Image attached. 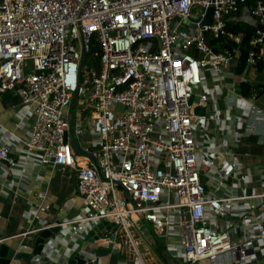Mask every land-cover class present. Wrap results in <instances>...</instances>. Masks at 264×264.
<instances>
[{"label": "built area", "instance_id": "2783aa9c", "mask_svg": "<svg viewBox=\"0 0 264 264\" xmlns=\"http://www.w3.org/2000/svg\"><path fill=\"white\" fill-rule=\"evenodd\" d=\"M247 2L0 0V94L16 90L23 108L14 129L0 134V163L17 170L12 175L20 181L30 163L70 168L82 198L78 216L48 223L40 217L49 210L46 194H37L40 201L29 213L38 226L14 237L58 232L30 264H68L60 250L87 239L104 222L116 229L104 226L91 243L126 251L130 262L125 264H148L138 240L146 224L178 264H217L225 258H230L227 264H254L255 244L263 250L258 264H264V226L254 222L264 209V203L261 209L255 203L264 200V192L218 197L225 179L245 184L249 175L236 158H227L231 152H208L211 124L234 141L242 134L262 140L258 125L264 126V112L255 104V92L247 99H227V107L235 110L238 101H247L242 128L231 127L220 111L206 113V78L220 88L223 73L237 67L242 38L226 28ZM248 9L257 24L249 43L259 48L258 55H248L252 67L264 61V0H254ZM209 10L211 24L202 25ZM222 41L237 47L223 50ZM30 116L29 135L21 140L16 131ZM85 131L88 140L81 145ZM72 138L81 154L73 152ZM15 145L18 162L11 155ZM204 165L222 172L215 194H208L202 181ZM236 201L248 208L232 209ZM222 217L239 219L240 226L234 231L214 227ZM33 242L21 245L33 247ZM79 257L99 264L94 252Z\"/></svg>", "mask_w": 264, "mask_h": 264}, {"label": "crops", "instance_id": "0c3cea01", "mask_svg": "<svg viewBox=\"0 0 264 264\" xmlns=\"http://www.w3.org/2000/svg\"><path fill=\"white\" fill-rule=\"evenodd\" d=\"M249 6H243L240 12L236 14L230 21L232 24H246L256 29V21L251 17ZM232 34V33H231ZM222 42L221 48L227 50L228 48ZM232 47L233 45L229 43ZM211 76L206 78L205 90L209 93L210 104L206 108V113L212 111H220L224 118H228L231 127L242 128L247 124L245 103L240 100L235 108L227 107V99L244 97L247 99L255 92V104L264 112V71L261 74L256 73L252 67L248 66L242 74H238L236 68L223 73L222 86L219 88L212 82ZM246 87H245V86ZM260 87L258 89L257 87ZM246 94L244 91H246ZM261 91V93H259ZM23 113V108L16 90L8 91L0 94V134L5 130L12 131L15 127L16 118ZM33 116L25 119L19 131L16 134L19 139H27ZM216 126V125H215ZM213 124L210 125L212 131V141L209 145L208 152H231L227 158H236L243 166L244 172L249 175V180L245 184L238 180L231 178L225 179L222 183L221 190L218 197H240L243 195H255L259 192H264V126L263 136L261 142L256 136L250 134H242L238 140H232L225 131H219ZM88 138H81L79 141L82 145ZM12 157L16 162L20 159L18 145L12 147ZM211 151V152H210ZM222 152V154H223ZM204 168V169H203ZM206 169V170H205ZM19 173L17 170H9L5 163H0V240H6L3 244L9 247H19L21 242H26L37 238L34 235H29L25 239L15 238L14 236L21 234L23 230L35 228L38 226L37 222L30 220V206L37 204L40 200L37 199L39 192L46 194L45 204L49 206V210L40 215L41 219L52 223L56 220H64L66 218H74L78 216L82 209V198L77 193L76 173L70 168L63 170L52 168L48 166H41L37 163H30L26 166V174L20 181L19 176L12 174ZM222 172L216 169H210L208 165L202 167V181L206 184L208 194L214 191V185L220 183ZM12 184L8 186L9 182ZM30 192H28V191ZM215 194V193H213ZM258 208L263 205L264 200H257ZM248 203L245 201H236L232 204L234 210H246ZM259 211V217L256 222L257 227L264 226V209ZM217 224V225H216ZM214 227H218L224 231H234L240 226V220L222 217L216 222L214 220ZM234 239L237 236L233 235ZM138 240L140 242L141 253L145 256L148 264H172V255L166 257L165 243L158 239L153 229L149 224L140 228L138 233ZM34 243V242H33ZM260 244H255L251 250V258L254 264H258L263 259V250ZM96 253L99 264H125L130 260L125 255L126 251L117 249H108L105 247L95 248L93 244L87 239L81 241L76 240L67 248L60 250L61 260H68V264H72V258L75 256H87L89 253ZM178 264L179 261L174 259ZM230 258H225L222 262L217 264H227ZM12 264H30V260H17ZM46 264V263H45ZM237 264V263H235ZM240 264V263H238Z\"/></svg>", "mask_w": 264, "mask_h": 264}, {"label": "water", "instance_id": "95a60500", "mask_svg": "<svg viewBox=\"0 0 264 264\" xmlns=\"http://www.w3.org/2000/svg\"><path fill=\"white\" fill-rule=\"evenodd\" d=\"M211 15H212V10H209L207 12L206 19L202 22V25L211 24ZM258 28L260 30H263L261 26H258ZM233 47H237V46L233 45ZM76 101H77V95L75 94L72 100V104H71L72 109L75 108ZM122 109L123 107L121 105L117 106V110L121 111ZM200 114H203V110H200ZM82 136L83 138H88V133L85 131L82 134ZM71 147L75 154H81V152L79 151L78 141L75 138H72ZM90 160L93 162L92 158H90ZM104 226L106 227L107 230H109L112 227L113 229H116L115 225L113 224L108 225L106 222H104L98 225L97 227H95L91 232H89L87 236V240L90 242H93L94 240L98 239V237H100L99 231ZM57 232H58V229L56 228L41 232L35 239L33 247H25L21 245L15 248V247H9L5 244H0V264H12L14 261H17V260H25V261L30 260L31 256L34 255V248H36L37 246L43 245L44 241L48 239L51 236V234H55ZM165 255L166 257H170L168 252H165ZM171 263L177 264L174 259H171ZM72 264H86V260L83 257L75 256L72 258Z\"/></svg>", "mask_w": 264, "mask_h": 264}, {"label": "trees", "instance_id": "16d2710c", "mask_svg": "<svg viewBox=\"0 0 264 264\" xmlns=\"http://www.w3.org/2000/svg\"><path fill=\"white\" fill-rule=\"evenodd\" d=\"M253 4H254V0H248V2L245 5H242L239 8V11L236 14H238L240 12V9L243 6H251ZM226 30H227V32L232 33L233 35H239L242 38V42L239 45V54L237 57V67H236V71L238 72V74H242L248 65L247 60H248L249 53H251L252 51L256 55H258V53H259V48H253L252 46H250V43H249V41L255 36L256 29L253 27H250L246 24H232V23L228 22ZM222 42H224V41H222ZM209 44L211 46H215V45H217V42L209 40ZM224 45L228 48L227 50L233 49V47L227 42H225ZM262 48L264 50V43L262 45ZM252 69L258 74L263 73V71H264L263 59H260L259 61H255L254 64L252 65ZM260 87L264 88V85L260 86ZM260 87L258 86L257 88L260 89ZM245 90L246 91H244V93L246 94L247 89H245ZM261 91L262 90H260L259 93H261ZM41 250H42L41 246H37L36 248H34V255L39 254L41 252Z\"/></svg>", "mask_w": 264, "mask_h": 264}, {"label": "rangeland", "instance_id": "374dc122", "mask_svg": "<svg viewBox=\"0 0 264 264\" xmlns=\"http://www.w3.org/2000/svg\"><path fill=\"white\" fill-rule=\"evenodd\" d=\"M231 67H232V68H234V66H233V65H232ZM203 169H204V168H203ZM205 170H206V169H205ZM139 250L141 251V248H139Z\"/></svg>", "mask_w": 264, "mask_h": 264}]
</instances>
